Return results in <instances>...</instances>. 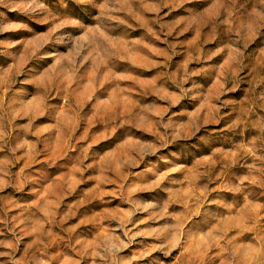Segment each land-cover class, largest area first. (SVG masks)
<instances>
[{
	"label": "rangeland",
	"instance_id": "1",
	"mask_svg": "<svg viewBox=\"0 0 264 264\" xmlns=\"http://www.w3.org/2000/svg\"><path fill=\"white\" fill-rule=\"evenodd\" d=\"M0 264H264V0H0Z\"/></svg>",
	"mask_w": 264,
	"mask_h": 264
}]
</instances>
